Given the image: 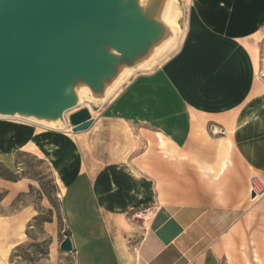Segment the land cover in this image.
<instances>
[{"label": "crops", "instance_id": "1", "mask_svg": "<svg viewBox=\"0 0 264 264\" xmlns=\"http://www.w3.org/2000/svg\"><path fill=\"white\" fill-rule=\"evenodd\" d=\"M185 1L178 47L85 104L88 128L0 127L1 161L24 150L62 167L75 264H264V190L250 187L264 184V0ZM29 218L0 216V264Z\"/></svg>", "mask_w": 264, "mask_h": 264}, {"label": "water", "instance_id": "2", "mask_svg": "<svg viewBox=\"0 0 264 264\" xmlns=\"http://www.w3.org/2000/svg\"><path fill=\"white\" fill-rule=\"evenodd\" d=\"M180 0H0V117L88 128L181 36ZM65 252L73 244L66 237Z\"/></svg>", "mask_w": 264, "mask_h": 264}, {"label": "rangeland", "instance_id": "3", "mask_svg": "<svg viewBox=\"0 0 264 264\" xmlns=\"http://www.w3.org/2000/svg\"><path fill=\"white\" fill-rule=\"evenodd\" d=\"M184 4L186 1L180 0L183 9L181 25L185 21ZM259 53V74L264 81V36L259 45ZM85 104L89 103L85 102L82 107ZM0 127L14 128L26 135L32 133L40 137L68 136V133H72L71 127L69 130H54L19 118L0 119ZM252 180L261 184L264 190V184L258 178ZM10 182L17 184L13 186ZM64 182L62 167L58 168L50 158L21 150L15 153L12 162L0 160V216L24 212L30 217L26 223L24 242L13 251L10 264H75L74 254L60 247L62 241L69 237V229L62 214L61 188Z\"/></svg>", "mask_w": 264, "mask_h": 264}, {"label": "bare ground", "instance_id": "4", "mask_svg": "<svg viewBox=\"0 0 264 264\" xmlns=\"http://www.w3.org/2000/svg\"><path fill=\"white\" fill-rule=\"evenodd\" d=\"M182 14H183V9L181 8V10L179 11V13H178V15H177L176 20L179 19V18H181V17H182ZM184 34H185V30H184L183 26L181 25V36H180V39H179V41H178V43H177V45H176V48H177L178 45L180 44L182 38L184 37ZM116 93H117V92H116ZM116 93H115V94H116ZM115 94H114V95H115ZM114 95H113V96H114ZM113 96H112V97H113ZM0 118H9V117H0ZM19 119H21V118H19ZM35 123H37V122H35ZM37 124L42 125V126H45V127H48V128H51V129H62V128H58L59 123H54V122L49 123V122L41 121V122H38ZM66 129H67V128H66ZM260 185H261V184H259V183H257V182L255 181V186L252 188V189H255V190H256L257 194H259V193L262 192V189H261V186H260Z\"/></svg>", "mask_w": 264, "mask_h": 264}, {"label": "built area", "instance_id": "5", "mask_svg": "<svg viewBox=\"0 0 264 264\" xmlns=\"http://www.w3.org/2000/svg\"><path fill=\"white\" fill-rule=\"evenodd\" d=\"M210 131L213 133V134H224V129H222L221 127H219L218 125H211L210 126ZM255 186V180H252V183H251V188H253ZM252 192H255L256 193V190L255 189H251Z\"/></svg>", "mask_w": 264, "mask_h": 264}, {"label": "trees", "instance_id": "6", "mask_svg": "<svg viewBox=\"0 0 264 264\" xmlns=\"http://www.w3.org/2000/svg\"><path fill=\"white\" fill-rule=\"evenodd\" d=\"M7 179H9V178H7ZM10 180H12V179H10ZM70 236V235H69Z\"/></svg>", "mask_w": 264, "mask_h": 264}]
</instances>
